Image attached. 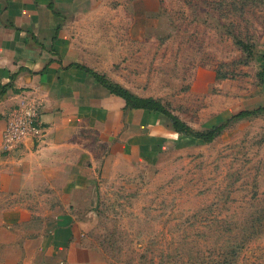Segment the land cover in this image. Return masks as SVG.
Here are the masks:
<instances>
[{"label": "rangeland", "instance_id": "374dc122", "mask_svg": "<svg viewBox=\"0 0 264 264\" xmlns=\"http://www.w3.org/2000/svg\"><path fill=\"white\" fill-rule=\"evenodd\" d=\"M131 2L108 1L110 16L148 20L134 25L142 38L111 62L128 89L160 99L195 128L264 102L258 62L240 63L233 37L264 49V1L158 0L142 14ZM193 141L188 152L169 147L152 167L98 179L95 200L79 191L75 218L109 263L216 264L225 219L222 228L231 226L243 244L233 264H264V114L228 124L210 142Z\"/></svg>", "mask_w": 264, "mask_h": 264}, {"label": "crops", "instance_id": "0c3cea01", "mask_svg": "<svg viewBox=\"0 0 264 264\" xmlns=\"http://www.w3.org/2000/svg\"><path fill=\"white\" fill-rule=\"evenodd\" d=\"M108 1L0 0V264H111L75 218L79 191L95 200L98 179L152 167L169 147L183 153L195 145L164 113L126 106L77 65L129 88L111 74V62L127 41L142 38L134 25L148 20L110 16ZM157 1L131 5L142 14ZM23 98L39 104L43 133L5 151V115Z\"/></svg>", "mask_w": 264, "mask_h": 264}, {"label": "trees", "instance_id": "16d2710c", "mask_svg": "<svg viewBox=\"0 0 264 264\" xmlns=\"http://www.w3.org/2000/svg\"><path fill=\"white\" fill-rule=\"evenodd\" d=\"M264 0H247V2L257 4L258 2L263 3ZM234 42L239 46V48L243 51L241 57H239L238 61L243 64H247L251 59H255L258 62V69L256 71V76L260 83L264 84V52L255 49V43L245 37H238L233 35ZM77 65L89 73H91L95 79L107 87L111 92L122 96L125 99L126 106L128 107H142L147 109H152L156 111H160L164 113L169 120L175 131L180 134L192 136L200 140L201 142H210L216 136H218L222 130L230 123L240 120L242 118L250 117V116H257L260 114H264V102L258 104L256 107L247 109L243 108L238 111L233 112L228 117L225 118L224 121L216 123L212 126L205 127V128H195L190 125L188 122L180 118L177 114L173 113L169 110L161 101L160 99L153 97V96H141L135 94L127 87L121 85L119 82L109 78L106 76L105 73L98 72L93 70L92 68L77 63ZM216 78L218 75H215ZM9 83L2 85L6 86ZM220 224V230L218 233L223 237L222 243L219 245L221 248V253L219 254V259H217L216 264H233L235 261V257L238 254L239 250L242 248V240L240 239V235L230 236V228H222V225L225 224V219H218ZM232 232V230H231ZM245 237V236H244ZM184 264V259H180V261L175 260V263ZM174 263V264H175ZM139 264H148L145 261L139 262ZM149 264H156L151 260ZM162 264V263H161Z\"/></svg>", "mask_w": 264, "mask_h": 264}, {"label": "built area", "instance_id": "2783aa9c", "mask_svg": "<svg viewBox=\"0 0 264 264\" xmlns=\"http://www.w3.org/2000/svg\"><path fill=\"white\" fill-rule=\"evenodd\" d=\"M43 125L40 119L39 104L35 100L21 99L5 115L2 131V149H15L28 137H40Z\"/></svg>", "mask_w": 264, "mask_h": 264}]
</instances>
